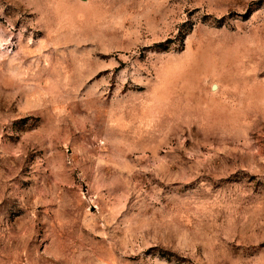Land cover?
<instances>
[{
	"label": "rangeland",
	"instance_id": "1",
	"mask_svg": "<svg viewBox=\"0 0 264 264\" xmlns=\"http://www.w3.org/2000/svg\"><path fill=\"white\" fill-rule=\"evenodd\" d=\"M0 264H264V0H0Z\"/></svg>",
	"mask_w": 264,
	"mask_h": 264
}]
</instances>
